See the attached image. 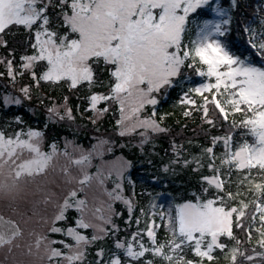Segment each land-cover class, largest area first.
<instances>
[{"label":"snow or ice","instance_id":"obj_1","mask_svg":"<svg viewBox=\"0 0 264 264\" xmlns=\"http://www.w3.org/2000/svg\"><path fill=\"white\" fill-rule=\"evenodd\" d=\"M252 8L249 14L240 0H0V47L7 49L0 55V79L20 85L19 94H0V107L10 110L32 100L44 84L71 91L86 84V110L100 115L116 107L120 134L140 130L143 147L151 134L168 131L163 126L168 113L158 112L161 97L186 84L178 101L187 105L184 115L199 111L206 134L217 127L222 133L187 156L183 144L171 142L175 159L162 162L163 172L194 164L199 189L190 199L166 204L159 202L162 193L149 191L148 208H139L141 220L133 216L135 181L126 175L133 162L123 155L102 159L110 141L98 139L85 149L68 140L61 148L52 140L45 148L44 132L25 128L24 117L13 114L0 127V167L10 164L19 179L42 175L63 159L59 170L69 187L54 202L49 231L66 239L40 234L35 240L38 248L45 245L48 264H84L89 246L108 237L113 245H97L91 264H214L218 251L228 264H264V0H255ZM9 35L23 37L18 59L5 39ZM101 64L108 83L97 90L98 82L103 86L97 75ZM37 99L44 104L51 98L41 92ZM62 99V106L47 107L50 120L75 119L70 97ZM94 157L102 162L94 165ZM125 180L131 195L125 194ZM150 182L163 183L157 175ZM93 183L107 200L89 202L86 190ZM116 201L127 207L125 223L135 219L137 225L123 239L114 217L124 214L114 208ZM69 209L77 212L74 218ZM18 234L14 221L0 218V245Z\"/></svg>","mask_w":264,"mask_h":264},{"label":"trees","instance_id":"obj_2","mask_svg":"<svg viewBox=\"0 0 264 264\" xmlns=\"http://www.w3.org/2000/svg\"><path fill=\"white\" fill-rule=\"evenodd\" d=\"M240 3L250 14L253 10L252 5L255 4V0H240ZM5 39L9 40L11 47L17 49L16 56L18 59L22 54L20 41L23 37H14L9 35L5 37ZM0 55H7V49L0 47ZM0 70H3L2 65H0ZM97 75L99 81H103V86H101L98 82L96 84V89L104 90L108 83V73L104 69L103 64H101L97 69ZM192 78L195 82H200L199 78L196 77L195 74H193ZM19 87L20 85L17 84L15 88H13L6 79H0V94H2L5 90L19 94ZM186 87V84H178L175 88L170 90L167 96L161 97L158 112L168 113V116L163 122V126L166 127L168 131L165 133L151 134L152 139L148 143L144 144L143 147L136 143H130L133 140L141 139V137L136 135L131 136L129 138L130 140L127 139L128 137L122 136L121 139L124 140V143L118 146L120 139L115 134H112L117 131L116 120L119 118V112L116 107H113V109L106 114L107 118H105L103 124L99 125L100 130H103L107 136L112 139H117V148L109 155L114 156L116 154H122L133 162L132 168L128 170L126 175H130L131 179L135 181V196L133 197V202L135 204V210L133 212L134 217L141 216L139 208H148V202L151 198L147 194L149 191L154 193H167L176 202H182L183 199L192 198L193 191L199 189V174L192 171V168H195L194 164L191 168L173 165L176 169L174 173L169 172L165 174L163 172L162 162L167 163L170 159H175L171 146V142L173 140L184 145L186 149L184 155L187 156L189 153L200 152V144H206L211 135L222 134L219 127L209 130L206 134L205 130L208 129V125L206 123H202L201 113L199 111H195L187 117L184 115L187 105L182 106L178 103V101L180 99L181 89H186ZM38 92L46 93L51 99L45 100L44 104H41L37 99L38 94L34 93L32 100H25L21 105H13L10 110L0 107V127H3L5 123L11 119L13 114L18 113L24 117V127H38L44 132V138L47 144L52 140L60 142L64 137H76L77 141L85 146H88L90 144L88 140H91L89 137L93 132H95L94 129L96 124L93 123L92 119H89V117H91V111L86 110L87 103L83 99V97L89 94L87 85L85 84L84 87L79 88L76 91H71L66 85L59 86L44 84ZM64 95H68L70 97L69 103L73 107V115L75 119L72 120L64 118L56 121L50 120L47 116V107L52 103H64L62 99ZM78 97L80 98L78 99ZM76 105H80V107L76 108ZM31 108H33V110H31ZM78 124L81 129L80 132H78L77 129H74V126L78 127ZM45 125H47L46 128ZM15 127L16 126L13 124L12 127L8 128V131L14 130ZM225 128H227V124H225ZM189 141H192V143H189ZM203 172L204 174H208V170L206 168ZM152 175L159 176L163 183L159 184L150 182V177ZM132 192V186L127 180H125V193L127 195H131ZM116 208L124 214L122 217H114L116 223L120 226L119 236L122 239L125 236H129L131 232L135 231L137 226L134 224L135 219L131 221L130 225L125 223L128 213L120 203H117ZM68 213L69 219L74 218L77 215V212L74 209H69ZM141 220H143V216H141ZM141 227H143V224H141ZM126 228L127 231H125ZM238 235L241 238H244V233L238 232ZM54 236L60 237L59 235ZM161 238H163V230H161ZM69 241L71 242V240ZM98 244L105 247H111L113 245V238L108 237L104 240L98 241ZM55 245L60 246L59 244ZM248 247L251 246L248 245ZM217 255L221 258L218 261H215L214 264H228V261L223 258L224 253L218 251ZM93 256L95 257V254H93ZM94 257L92 259H87L85 264H91V262L94 261Z\"/></svg>","mask_w":264,"mask_h":264},{"label":"rangeland","instance_id":"obj_3","mask_svg":"<svg viewBox=\"0 0 264 264\" xmlns=\"http://www.w3.org/2000/svg\"><path fill=\"white\" fill-rule=\"evenodd\" d=\"M35 93L38 94V96L40 95L38 91H36ZM63 104L64 103L59 105L62 106ZM100 106H103V102H101ZM31 110H33V108H31ZM61 111H63V108H61ZM106 114L107 113L97 115L91 111V118L93 120V123L96 124V127L94 129L95 132H93L89 137L91 140H88L90 142L88 146H85L77 141L76 137H64L60 142H57V144L61 148H63L65 140H68L74 142L77 145L83 146L85 149H91L93 145L97 144L98 139H105L110 141V143L103 145L104 154L102 159L104 161H109L114 159L116 156L122 155H109L117 148V139L110 138L105 134L103 130H100L99 125L103 124L105 118H107ZM47 116L49 117V115ZM59 119L60 118H54L51 120L56 121ZM74 129H77L78 132L81 131V129L79 128V124L78 127L74 126ZM139 131L140 130H138L136 133L121 135L119 127L117 126V131L112 134H115L120 139L118 143V146H120L124 143V140L121 139L122 136L128 137L127 139L134 135L140 137ZM140 140H133L130 143L141 145ZM50 143L47 144L44 138L45 148H47ZM109 148L112 149L111 152L108 151ZM69 150H71V148ZM101 162L102 160L100 157H94V165L100 164ZM62 163L63 159L56 162L53 167H50L48 171L42 175H24L19 179H16L15 175L11 172L12 166L10 164H5L0 167V218H4V220L14 221L15 224L18 225L19 232V234L16 235L15 238L10 242L0 245V264H48L45 245L41 244L38 248L35 244L36 237L40 234H44L52 240L66 239V237H62L59 234H54L49 231L50 227L52 226V217L56 212L54 202L56 199H59L69 187V185H66L63 173L59 170ZM90 170L92 172H95V166H93ZM107 187H113L111 181H108ZM86 191L90 203L99 204L102 200L108 199L101 188L95 183H93V185ZM162 194L163 198L159 199L160 203L166 204L173 201L172 197L169 194ZM80 195L83 196L85 195V193L81 192ZM48 196H51L52 199L45 203V198ZM94 197L96 198L95 200L93 199ZM150 199H152V197ZM117 203H120L127 210V207L123 201H116L114 203V208L117 212H120L116 208ZM134 224L135 226H137L136 222H134ZM13 230L15 231L16 229ZM87 231L89 235L92 234L91 229ZM54 235H59L60 237H56ZM97 245H99L98 241L97 244L89 246L88 256L86 260L92 259L94 257L93 254H95L96 252ZM53 247L60 246L54 244Z\"/></svg>","mask_w":264,"mask_h":264}]
</instances>
